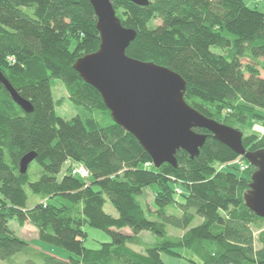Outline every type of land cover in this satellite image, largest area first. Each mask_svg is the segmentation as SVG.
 Here are the masks:
<instances>
[{
	"label": "trees",
	"instance_id": "obj_1",
	"mask_svg": "<svg viewBox=\"0 0 264 264\" xmlns=\"http://www.w3.org/2000/svg\"><path fill=\"white\" fill-rule=\"evenodd\" d=\"M112 1L123 25L137 32L126 54L175 70L186 80L189 105L242 131L249 151L263 149L264 135L244 127L264 124V10L244 0ZM97 19L90 0H0V72L34 108L23 110L0 81V261L30 246L11 229L16 220L74 255L44 254L26 264H167L162 254L178 256L181 249L198 257L195 264H264V218L244 200L256 167L246 159L243 172L214 169L216 161L242 157L209 134L198 157L179 150L178 167L155 168L73 67L99 49ZM55 79L83 116L56 113ZM29 152L37 158L23 173ZM81 164L88 177L72 173ZM150 185L157 186L153 218L138 200ZM29 193L39 198L31 206ZM60 197L69 204L52 201ZM108 200L117 216L106 212ZM87 224L112 241L86 247ZM141 232L155 240L143 242Z\"/></svg>",
	"mask_w": 264,
	"mask_h": 264
},
{
	"label": "water",
	"instance_id": "obj_2",
	"mask_svg": "<svg viewBox=\"0 0 264 264\" xmlns=\"http://www.w3.org/2000/svg\"><path fill=\"white\" fill-rule=\"evenodd\" d=\"M148 6L150 0H129ZM97 13L100 47L76 60L73 67L84 81L96 88L112 119L134 135L148 151L155 168L165 163L178 167L179 150L198 157L211 134L217 141L245 157L257 169L250 190L244 195L247 207L264 218V147L249 151L238 129L204 116L185 100L186 80L167 66L135 59L126 54L137 32L121 22L112 0H90ZM0 81L12 99L26 112L34 108L0 72ZM202 128L208 133L196 132ZM37 158L29 152L20 162L21 171Z\"/></svg>",
	"mask_w": 264,
	"mask_h": 264
},
{
	"label": "rangeland",
	"instance_id": "obj_3",
	"mask_svg": "<svg viewBox=\"0 0 264 264\" xmlns=\"http://www.w3.org/2000/svg\"><path fill=\"white\" fill-rule=\"evenodd\" d=\"M245 4L252 8H259L260 10H264V2L261 0H244ZM159 23V21H158ZM245 64L252 63L255 64L252 60H244ZM52 90H53V98L54 101H56L55 104V111L56 113L68 120L72 119L78 114L81 116L84 115V111L82 110L81 106H76L72 100H70V93L63 81L59 79H55V81L52 82ZM246 134L251 135L253 133H258L261 137L264 135V124H260L257 122H252L249 125H246L244 127ZM246 158L242 157L241 159H238L236 161H232V163H223V162H215L213 164L214 169L221 172L222 170H232L234 168H238L243 172L244 170L248 169L247 164L245 162ZM34 165V164H33ZM151 165V164H150ZM147 165L146 166H150ZM246 166L245 169L242 168L243 166ZM68 168V164H65L63 167V171H65ZM180 190V188L178 189ZM157 186L150 185L146 187V189L143 191L141 195L138 196V200L140 204L143 206L145 213L147 216L153 218V215L150 214L149 209H155V199L157 197ZM29 205H33L35 202L38 201L39 198L33 197L31 193H29ZM54 202H64L65 204H69V201L66 198H58L57 200L52 199ZM105 210L107 213H110L114 216L118 215V212L114 206L110 203L108 200L105 204ZM11 229L16 233L18 237H21L24 241L28 242L30 246L25 249L24 251L19 252V254H16L15 256L11 257L9 261H0V264H26L28 260H34L38 261L41 260L42 256L44 254L48 255H55L61 259H68L69 257H74V255L65 250L62 249L60 245L54 243V242H48L44 240H40V234L39 231L30 223H26L24 225L20 224L16 220H11L10 222ZM84 229L87 232V236L84 238V244L86 247L90 249H97L101 246L102 243L112 241L110 234L105 230L92 227L90 225H85ZM170 231L172 232H180L178 230H175L173 228H170ZM124 232H130L129 229L125 230ZM257 234L260 233V230L256 231ZM177 233V234H178ZM138 237L145 243H149L155 240V237H153L149 232H141ZM135 250L144 251V248L141 247V245H135L133 244L131 246ZM179 255H168V254H162V258L167 264H195L196 261H199L198 257L195 256L191 251L187 249H181L178 251ZM195 261V262H194ZM21 262V263H20Z\"/></svg>",
	"mask_w": 264,
	"mask_h": 264
},
{
	"label": "bare ground",
	"instance_id": "obj_4",
	"mask_svg": "<svg viewBox=\"0 0 264 264\" xmlns=\"http://www.w3.org/2000/svg\"><path fill=\"white\" fill-rule=\"evenodd\" d=\"M17 103V102H16ZM18 104V103H17ZM19 105V104H18ZM20 106V105H19ZM21 107V106H20ZM22 108V107H21ZM248 161V160H247ZM154 164V163H152ZM81 166H84L83 164H81L80 166H75L73 169H72V173L73 174H77L79 176H82V177H88L89 175V172H88V169L85 167V168H82ZM254 166V165H253ZM81 167V168H79ZM155 167V166H154ZM255 167V166H254ZM248 168V167H247ZM257 169V168H256ZM256 171V170H255ZM254 171V172H255ZM254 174V173H253ZM252 183V182H251ZM250 183V184H251ZM249 190H250V187H249ZM178 192H180V190H177Z\"/></svg>",
	"mask_w": 264,
	"mask_h": 264
},
{
	"label": "built area",
	"instance_id": "obj_5",
	"mask_svg": "<svg viewBox=\"0 0 264 264\" xmlns=\"http://www.w3.org/2000/svg\"><path fill=\"white\" fill-rule=\"evenodd\" d=\"M236 161V160H235ZM232 163V162H231ZM147 165H150L149 163H147ZM82 168H85L84 166H81ZM81 167H79V168H81ZM245 165L242 167V168H244L245 169Z\"/></svg>",
	"mask_w": 264,
	"mask_h": 264
}]
</instances>
